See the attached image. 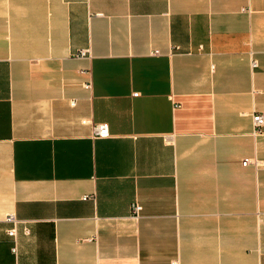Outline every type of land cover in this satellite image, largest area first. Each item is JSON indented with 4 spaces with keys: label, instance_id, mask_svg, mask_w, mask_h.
<instances>
[{
    "label": "crops",
    "instance_id": "crops-1",
    "mask_svg": "<svg viewBox=\"0 0 264 264\" xmlns=\"http://www.w3.org/2000/svg\"><path fill=\"white\" fill-rule=\"evenodd\" d=\"M258 113L264 0H0V264H264Z\"/></svg>",
    "mask_w": 264,
    "mask_h": 264
},
{
    "label": "built area",
    "instance_id": "built-area-1",
    "mask_svg": "<svg viewBox=\"0 0 264 264\" xmlns=\"http://www.w3.org/2000/svg\"><path fill=\"white\" fill-rule=\"evenodd\" d=\"M88 55V51L87 50H81V52L79 53V56H87ZM252 67H255V63L252 62ZM86 88H89V84L86 85ZM134 97L138 96V93H133ZM74 104V101L71 102V105ZM252 120L254 121V132L255 134H258L264 124V118L262 114H257L254 115ZM92 134L93 137L95 139H100V138H108L109 137V126L104 123V122H100L99 124H93V128H92ZM248 163V160L245 159L244 162H242V165L244 166L245 164ZM141 210V206H139L138 204H134V206L132 207V214L136 215L139 213V211ZM5 222H10L13 224L12 228L8 230V235L10 236H14L15 235V231H16V220L14 219L13 215H7L5 218Z\"/></svg>",
    "mask_w": 264,
    "mask_h": 264
}]
</instances>
